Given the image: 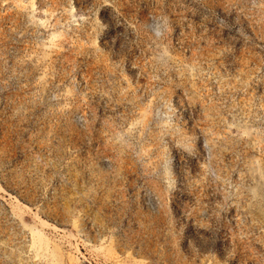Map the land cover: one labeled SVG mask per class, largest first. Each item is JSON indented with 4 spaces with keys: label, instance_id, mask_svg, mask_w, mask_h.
<instances>
[{
    "label": "rangeland",
    "instance_id": "obj_1",
    "mask_svg": "<svg viewBox=\"0 0 264 264\" xmlns=\"http://www.w3.org/2000/svg\"><path fill=\"white\" fill-rule=\"evenodd\" d=\"M0 264H264V0H0Z\"/></svg>",
    "mask_w": 264,
    "mask_h": 264
}]
</instances>
